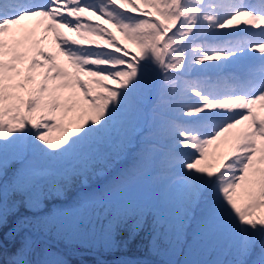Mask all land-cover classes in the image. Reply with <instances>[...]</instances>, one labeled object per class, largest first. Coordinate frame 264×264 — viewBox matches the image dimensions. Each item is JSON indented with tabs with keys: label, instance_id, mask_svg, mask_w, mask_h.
I'll return each mask as SVG.
<instances>
[{
	"label": "snow or ice",
	"instance_id": "obj_1",
	"mask_svg": "<svg viewBox=\"0 0 264 264\" xmlns=\"http://www.w3.org/2000/svg\"><path fill=\"white\" fill-rule=\"evenodd\" d=\"M116 130L121 153L158 138L137 159H155L181 228L222 236L226 264H264V0H0V264H67L44 258L39 218L86 175L42 193L26 178ZM125 216L101 230L94 264L119 248Z\"/></svg>",
	"mask_w": 264,
	"mask_h": 264
},
{
	"label": "trees",
	"instance_id": "obj_2",
	"mask_svg": "<svg viewBox=\"0 0 264 264\" xmlns=\"http://www.w3.org/2000/svg\"><path fill=\"white\" fill-rule=\"evenodd\" d=\"M146 103L148 105L149 101ZM141 140L139 147L129 145L128 150L121 153L120 143L115 141L113 132L104 142L86 149L83 156L52 163V173L42 180L39 188L36 186L37 191H50L65 179V173L84 174L89 180L98 181V169H109L116 158L128 157L118 169L119 180L113 190L107 183L98 189L94 186L82 188L76 179L69 184L70 195L59 197L64 203L53 205L51 212L39 218L44 222L43 234L64 250L40 241L38 247L43 250L44 258L54 262L59 257L67 264H94L101 258L97 255L101 230L117 213H126L127 220L119 232V248L103 256L108 260L107 264H226L229 256L222 236L199 235L191 219L183 221L182 228L179 226L182 220L179 203L155 159L149 163L137 159L159 140L147 135ZM138 167H141L138 175L117 187ZM26 182L31 184L34 180L26 178ZM76 186H79V191L73 193ZM95 206L103 214L102 219L95 217ZM89 208H92L91 212H88ZM10 237L11 233L3 235L8 246L4 247L5 258L10 256L13 247ZM41 258L37 252L34 261ZM115 259L120 262H115Z\"/></svg>",
	"mask_w": 264,
	"mask_h": 264
},
{
	"label": "rangeland",
	"instance_id": "obj_3",
	"mask_svg": "<svg viewBox=\"0 0 264 264\" xmlns=\"http://www.w3.org/2000/svg\"><path fill=\"white\" fill-rule=\"evenodd\" d=\"M111 31H113L115 34H116V37H117V39L118 40H120V42L121 43H124L123 42V38L120 36V33L119 32H117L116 31V29H111ZM51 38H49V40H50ZM127 47H130V48H132V50L133 51H135V47L134 46H132V45H126ZM44 47L46 48V49H48V48H50V47H52L51 46V44H50V42H46L45 43V45H44ZM54 50V49H53ZM121 136H122V133L120 132V130H116V140L118 141V142H121ZM135 142V141H134ZM133 142V143H134ZM117 161H118V159H117ZM101 171L100 170H98L97 171V175H98V173H100ZM81 175H84V174H81ZM46 177V175L45 176H43V177H37V178H35V179H33L34 180V183L36 184V186L39 188L40 186L39 185H41L42 184V180L44 179ZM86 176L85 177H80V179H78L79 181H80V185H82L85 181H86ZM58 186V185H57ZM77 187H79V186H76L75 187V190H74V192L73 193H77ZM38 193H42V191L40 192V191H37ZM73 193L71 194V195H73ZM69 196V195H68ZM49 199H50V197H49ZM29 203H30V205L32 206V208H33V210H36V211H39V210H42L44 207H46V205H44V204H42L41 203V198H37V199H34V200H32V201H29ZM95 208V217L96 218H101L102 216H103V214H101V212H99L98 210H97V208L98 207H94ZM91 210H92V208H89L88 209V212H91ZM102 219V218H101ZM103 229H104V227H103ZM81 258H83V257H81Z\"/></svg>",
	"mask_w": 264,
	"mask_h": 264
}]
</instances>
